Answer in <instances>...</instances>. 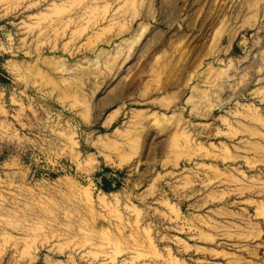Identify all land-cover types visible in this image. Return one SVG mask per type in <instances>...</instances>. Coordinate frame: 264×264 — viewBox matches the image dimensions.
Wrapping results in <instances>:
<instances>
[{
  "label": "rangeland",
  "instance_id": "1",
  "mask_svg": "<svg viewBox=\"0 0 264 264\" xmlns=\"http://www.w3.org/2000/svg\"><path fill=\"white\" fill-rule=\"evenodd\" d=\"M0 71V264H264V0H0Z\"/></svg>",
  "mask_w": 264,
  "mask_h": 264
},
{
  "label": "trees",
  "instance_id": "2",
  "mask_svg": "<svg viewBox=\"0 0 264 264\" xmlns=\"http://www.w3.org/2000/svg\"><path fill=\"white\" fill-rule=\"evenodd\" d=\"M1 74H4L2 73V71H0ZM104 185H103V189L105 190V192H111L112 190V186H111V183L107 180V179H104Z\"/></svg>",
  "mask_w": 264,
  "mask_h": 264
},
{
  "label": "bare ground",
  "instance_id": "3",
  "mask_svg": "<svg viewBox=\"0 0 264 264\" xmlns=\"http://www.w3.org/2000/svg\"><path fill=\"white\" fill-rule=\"evenodd\" d=\"M234 198V196L232 197V199Z\"/></svg>",
  "mask_w": 264,
  "mask_h": 264
}]
</instances>
